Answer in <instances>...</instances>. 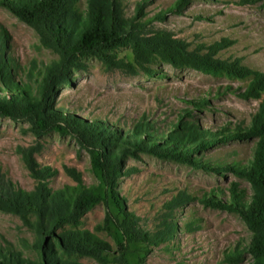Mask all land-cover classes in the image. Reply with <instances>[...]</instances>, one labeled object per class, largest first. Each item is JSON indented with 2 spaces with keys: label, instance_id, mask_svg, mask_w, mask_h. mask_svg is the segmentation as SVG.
Returning a JSON list of instances; mask_svg holds the SVG:
<instances>
[{
  "label": "rangeland",
  "instance_id": "obj_1",
  "mask_svg": "<svg viewBox=\"0 0 264 264\" xmlns=\"http://www.w3.org/2000/svg\"><path fill=\"white\" fill-rule=\"evenodd\" d=\"M178 1L124 0V6L131 16L137 4L145 2L146 18L166 15L163 20L154 19L152 27L170 30L191 49L202 46L207 52L212 45L223 43L226 47L217 56L240 59L254 74L244 79L213 76L189 67L176 68L160 59L151 73H135L88 58L86 67L74 71L71 82L60 89L53 107L91 122L103 121L124 133L144 119L162 134L182 120L210 132L249 128L264 100V91L260 97L247 95L258 73L264 75V0H190L181 8L175 6ZM82 6H86L85 0ZM0 28L8 33L7 55L18 65V81L27 82L30 69L44 70L58 59L57 53L42 44L37 30L7 6L0 5ZM115 53L134 63L130 47ZM198 101H205L206 106ZM52 117L59 120L56 113ZM243 135L208 139L190 155L193 160L201 157L203 162L221 167L196 166L137 150V156L126 158L117 187L125 211L134 215L137 224H125L115 204L101 202L82 218L80 228L110 244L107 264H231L225 257L237 247L245 250L238 264H252L246 251L252 232L243 217L206 201L212 193L228 201L234 186L250 200L251 183L226 167L247 166L253 159L259 139ZM27 152L33 153L41 167L56 171L49 179L53 189L75 184L66 167L76 168L87 185L101 183L92 173L90 152L72 134L57 129L38 133L25 118L0 116V187L11 183L29 191L35 188L38 182L24 159ZM174 204L177 206L172 208ZM108 214L111 220L103 230ZM165 220L177 223L175 236L159 245L150 242ZM0 240L9 241L30 259L39 258L36 234L18 214L0 210ZM80 260L105 264L91 257Z\"/></svg>",
  "mask_w": 264,
  "mask_h": 264
},
{
  "label": "trees",
  "instance_id": "obj_2",
  "mask_svg": "<svg viewBox=\"0 0 264 264\" xmlns=\"http://www.w3.org/2000/svg\"><path fill=\"white\" fill-rule=\"evenodd\" d=\"M0 0V5L9 7L17 17L32 26L40 35L44 46L58 54V59L44 70L30 69L28 81H18L14 60L7 55L9 36L0 28V116L25 118L33 129H57L72 134L87 149L92 158V173L101 181L87 185L82 174L74 167L66 172L75 184L60 189L49 187V179L56 174L50 167H41L27 152L24 159L33 177L37 180L31 191L11 183L0 187V210L18 214L25 225L36 234V249L39 258L30 259L12 243L0 240V264H86L80 257H91L101 263L109 262L111 246L97 234L81 229L82 218L99 203L115 204L125 217V224L135 225L134 215L125 211L117 187L124 172L126 158L137 156L144 150L178 161H189L196 166L221 167L198 159H191L193 150L209 140L225 139L236 134L244 137L257 136L255 155L247 166L226 165L247 179L253 189L250 200L238 186L232 187L228 201H221L215 193L206 198L207 204L235 211L245 220L252 232L247 252L252 264H264V100L252 118L249 128L210 132L190 120H182L160 133L146 119L140 120L126 133L117 132L103 121H88L75 113L56 109L53 105L60 89L68 85L74 71L86 67L85 60L97 58L109 68H130L151 73L158 59L176 68H193L213 76L248 78L254 71L242 64L240 59H223L218 52L223 43L212 45L209 51L202 46L191 49L187 41L176 37L170 30L152 27L154 19L163 20L164 13L146 18L145 2H139L135 13L127 15L124 0ZM190 0H179V8ZM130 47L134 63L127 62L115 53ZM264 91V75L258 73L251 84L248 96L260 97ZM201 107L206 102L197 103ZM53 113L58 115L54 119ZM52 120H56L51 122ZM59 122H64L59 124ZM209 136V138H207ZM102 189L106 193L103 194ZM177 205H173L176 207ZM111 220L106 217V227ZM177 223L164 221L161 229L149 238L156 245L175 236ZM244 249L237 247L226 255L225 260L238 264L243 260Z\"/></svg>",
  "mask_w": 264,
  "mask_h": 264
}]
</instances>
